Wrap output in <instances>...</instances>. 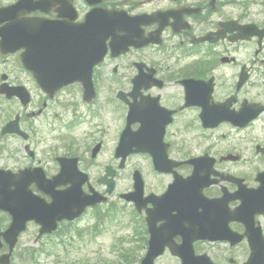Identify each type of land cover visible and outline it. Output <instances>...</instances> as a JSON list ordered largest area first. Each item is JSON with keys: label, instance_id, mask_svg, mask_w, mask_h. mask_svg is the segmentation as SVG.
<instances>
[{"label": "flooded vegetation", "instance_id": "af4514ba", "mask_svg": "<svg viewBox=\"0 0 264 264\" xmlns=\"http://www.w3.org/2000/svg\"><path fill=\"white\" fill-rule=\"evenodd\" d=\"M64 1L72 5L76 13V23L83 22L85 16L94 10L124 14L127 18H137L141 21L137 28L139 34L135 30L138 37L137 44H142L146 40L154 43L131 47L126 54L116 59L108 54L102 65L94 71V85H97L99 91L109 90L106 98L108 106L112 105V97L110 98L109 95L114 94L115 103L118 105L116 114L117 109L126 112V103L118 101L116 94L129 93L132 80L134 78L141 80L144 84L141 83L140 95L135 102L138 104L143 102L145 116L143 122L134 129L146 128L147 124L153 123V120L157 121L156 128L159 129L162 122L170 119L164 127L163 141L167 145L168 158L185 163L177 169V173L184 178L189 177L194 166L188 162L199 158L198 166L210 171L207 180L211 183L203 191L204 197L209 201L217 202L220 213L225 214L224 219H228V227L232 232L243 234L249 206L256 209L255 205L258 204L256 202L258 200H254L251 195L261 186L258 176L264 174V138L260 144L254 146V156H247L237 145L224 148L221 141L232 135L243 134L244 141L247 142V135L253 133L255 124L264 122V112L244 127H237L229 120L238 112L243 115L248 114L254 105L264 108V91L260 94L261 100L256 98L255 94L257 88L261 89L260 84L256 83V77L263 79L264 89V38L260 47L257 37L236 40L239 27L253 25L258 30H264V2L257 0ZM32 16L36 17V14ZM56 17L54 12L46 16L49 20H56ZM122 32L129 33L125 28ZM204 39L206 40L202 42ZM7 58L0 56V64H2L0 148L4 146L5 141L17 139L26 152V148L30 147L32 136L37 132L33 121L53 108L59 107L63 113L58 111V152L46 153L48 157L42 160L37 159L34 151L30 155L26 153L29 159L25 157L26 166L17 165L11 169L0 166V169L16 173L21 169L35 166L43 170L47 179H51L60 172L59 159L76 158L79 169L91 175L93 162L101 155L105 157L103 152L105 133L98 132L95 136L94 133L84 131L86 141L81 143L74 138L77 135L73 134V130L81 127L89 128L91 125V122L77 120L75 98L81 97L84 103L80 86L74 84L65 87L57 92L53 99H49L37 88L28 72L19 65H7ZM109 70L111 74L108 78ZM241 77L243 82L240 84ZM117 81L123 82L120 86L123 89L111 93L109 86ZM3 85L26 88L31 96L29 102L22 106L15 98L7 99L2 94ZM144 85H150V88H143ZM35 90L39 93L35 94ZM64 97L68 98L69 102H65ZM129 101L133 102V99ZM168 112H172L169 117ZM83 114L85 115V112ZM88 115L92 119L99 117V113L95 111L88 112ZM53 116L56 118V114ZM15 119L19 129L28 137L27 144L19 136L2 133L3 128ZM222 119L225 121L222 122ZM122 128L123 126H120L119 132ZM67 139H72L74 146L72 142L66 141ZM252 142L254 143V138ZM95 147H98V150L94 155ZM85 155L90 160L86 159ZM105 159L103 167L111 166L110 158L105 157ZM113 162L116 164L117 161L114 159ZM102 176L100 173L97 181L91 177V181L95 180L99 184L98 181ZM203 176H206L205 172ZM166 178L163 188L147 189L146 195L150 193L161 195L172 182L171 176ZM33 192H36L35 188ZM41 197L46 202L50 201L45 194ZM150 207L151 205L147 204L145 210ZM94 209L91 212L93 210L100 212L102 207L98 205ZM263 209L264 204L258 205L254 218L256 226L260 227L264 235ZM137 213L139 222L145 228L144 211ZM176 241L180 243L181 239L177 238ZM202 243L204 242H197L195 246H201ZM147 244L148 237L145 247ZM224 245L230 246L228 243ZM235 249L238 250L237 254H246V242L234 248L228 247L227 250Z\"/></svg>", "mask_w": 264, "mask_h": 264}, {"label": "rangeland", "instance_id": "374dc122", "mask_svg": "<svg viewBox=\"0 0 264 264\" xmlns=\"http://www.w3.org/2000/svg\"><path fill=\"white\" fill-rule=\"evenodd\" d=\"M15 0H0V4H7L14 2ZM258 1V0H257ZM264 0H259L258 2ZM258 10V9H255ZM17 64V62H16ZM15 59H8L7 65H16ZM2 67V64H0ZM108 78L111 71L107 72ZM263 79L256 77V83L260 84V88L255 90L256 98L260 100V94L264 91L262 87ZM123 82L117 81L111 83L110 91L122 90L120 87ZM120 87V88H118ZM125 87H127L125 85ZM124 87V88H125ZM35 94L39 93L38 90L34 91ZM109 90L102 89L99 97L93 104H97L96 107L100 111V115L93 123L90 129L92 133L103 132L104 135V153L105 157L110 158L113 162V148L116 145L117 136L119 135V128L123 125V111L117 109V103H115L114 94L112 96V105L108 106L106 98L108 97ZM36 98V97H35ZM65 102H69L68 98H63ZM78 113H81V102L79 97L75 98ZM58 111L63 113V110L58 107L53 108L49 112L47 111L43 116L33 121L36 126V133L32 136L30 142V148L36 153L37 159L42 160L48 157L46 153L58 152ZM51 113V114H50ZM56 113V118L53 114ZM70 122V121H69ZM86 128L77 129L74 137L78 142H83L82 130ZM243 134L232 135L230 138H224L221 141V145L226 148L229 145H237L238 148L243 150L247 156H254V146L260 144L264 138V122H258L255 124L253 133L248 134L247 142L244 141ZM254 138V143L252 142ZM66 141L72 142V139ZM230 141V142H229ZM20 142L17 140L5 141L3 147L0 148V166L4 167H17L19 163L26 165L25 154L23 151L24 146H20ZM86 159L90 160L85 155ZM104 156L98 159L97 163L103 164L106 159ZM27 160H29L27 158ZM25 163V164H24ZM114 169L117 168L114 166ZM134 170L140 171L145 177L147 187L150 190H156L157 188H163L167 181L166 176H158L153 174V170L150 165V160L147 156H131L123 170L117 171V177L115 180V191L110 198L112 203L116 206L110 211L108 218H106L101 225H98L96 230L91 231V226L94 224L93 216L87 215L81 221L72 224L69 231L61 234L60 236L45 237L36 242L37 228L31 225L26 233H24L17 244L14 256L13 264H136V261L144 254L141 250V246L138 243V239L133 231V207L132 205L119 199V195L127 193L132 190L131 175ZM94 170V175L98 174ZM104 210L106 206L102 207ZM75 229H81L77 232ZM31 250H40V253L34 256V260H31L29 255L34 253ZM198 253H208L217 264H229L221 259L222 255H226L229 258L235 259L236 263L243 262L239 258L238 250H232L228 252L225 245H218L210 247L204 245V250L197 249ZM29 253V255H28ZM120 256L122 259H120ZM127 263L124 259L128 257ZM20 259H23L20 261ZM119 260L123 262L119 263ZM138 264V263H137ZM156 264H179L176 258H173L166 252V254L158 260Z\"/></svg>", "mask_w": 264, "mask_h": 264}, {"label": "water", "instance_id": "95a60500", "mask_svg": "<svg viewBox=\"0 0 264 264\" xmlns=\"http://www.w3.org/2000/svg\"><path fill=\"white\" fill-rule=\"evenodd\" d=\"M37 7H34L32 4H28L26 1H21L15 6L9 7L4 10H0V23L3 22V20L7 19V21H11V19L16 17V12H29L31 10H36ZM17 21V20H14ZM21 24H14L13 22L11 24L6 23L5 27L2 30V33H0V36L2 37V42H6L10 46H13V50H19V49H25L26 53L22 54L21 56V63L23 66H27L38 84L46 90V86L49 82H53L57 79H67L68 81H72L73 79H78L81 77H86L88 80H90V73L91 68L93 64L98 62L100 60V57L97 58L96 55H89L87 58L89 59L88 63H85L81 61L83 58L81 56H73L71 54V49H59L55 50L57 52H61L63 55L58 54V63L57 62H43L42 60L47 57L46 51H44V44H46L48 41L44 40V36H40L39 34L33 35L35 29H42V28H50L54 32L58 31V25L56 26H49L44 25L41 23H35V24H29L24 21H17ZM37 33V32H36ZM72 38L69 39H62V42H68L71 43ZM52 43L55 45V38H53ZM32 44H36L39 47L31 46ZM38 55H41L42 60H38ZM66 61V65L70 66L74 63L75 60H78V69L75 71H71L68 66H66L63 62ZM56 65L57 68H54L53 71L48 72L45 70H38L41 66H54ZM35 66V68H34ZM51 77V78H50ZM50 91L53 90L52 88L49 89ZM48 90V91H49ZM139 145L137 143V138L135 136H132L130 138L129 133H124L122 135L120 145L117 149L116 157H121L122 162L124 159L129 156L130 154L138 152ZM165 171V170H162ZM167 172V171H166ZM199 174L193 175L191 180L188 182H174L172 186L169 188V192L160 200V202H163V205L169 204L167 207V210L165 212L159 211L158 208H156L155 212H157L163 220L166 221L165 229L170 231L169 232V239L165 241L166 246L170 248V251L173 255L178 256L182 260V264H210L208 259L206 257L198 258L196 261L192 258L193 252L191 248V242L193 239H191L189 236L192 234L191 230L186 229L184 226V213H187L185 209V194H186V188L190 187L192 189L198 190V192L201 191V188L203 185H201V179L197 178ZM2 178H0V210H8L9 211V199H7V195L10 192V184L5 185L2 181ZM108 185V192L110 193L113 188L112 181L105 182ZM16 190L13 192L14 194L20 195L22 193V190L26 189L28 184H15L14 185ZM74 190L76 193H79V187H75ZM76 193H68L66 195H63L61 197L57 195L53 196V204L50 206V218L47 223L49 224V230L48 232H51L54 229L53 226V220L55 218H68L69 214H71V210L74 207L71 205L73 200L78 197H76ZM142 195V182L140 180L139 174L136 172L134 174V192L122 196V198L126 199L127 201H133L134 203L140 200ZM61 200V201H60ZM86 203L83 202L80 205L79 212L83 210ZM157 204V203H156ZM82 206V207H81ZM176 212V216L174 217H168L169 214ZM29 213H25V216ZM24 215V212L16 213L15 218L16 220H19ZM152 212L149 213V217L147 219L148 227H149V233L151 234V244L148 251V254L146 255L145 259L142 261L141 264H153V261L162 253L163 249L158 247L161 246V241L156 237L158 234V231L155 229L154 220L151 218ZM74 218V217H72ZM70 218V219H72ZM23 220V219H21ZM19 220V221H21ZM27 220V219H26ZM19 221L15 222L14 226L10 228V230L3 234L6 241L9 242L10 248L13 247L14 243L16 242V238L19 235V233L23 230V225L19 223ZM180 235L183 240L184 244L183 246L176 248L171 246L172 243L169 242L172 240L173 237ZM1 236V234H0ZM169 242V243H168ZM155 243L157 245H155ZM1 246V245H0ZM0 263H2L0 261ZM7 263V262H5ZM3 264V263H2ZM245 264H264V246L263 241L261 238L254 239L251 241V253L250 257Z\"/></svg>", "mask_w": 264, "mask_h": 264}]
</instances>
